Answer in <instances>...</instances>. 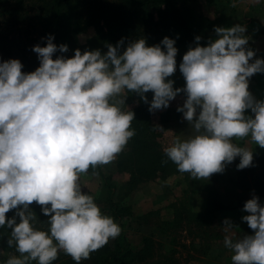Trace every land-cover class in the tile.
<instances>
[{"label": "clouds", "instance_id": "1", "mask_svg": "<svg viewBox=\"0 0 264 264\" xmlns=\"http://www.w3.org/2000/svg\"><path fill=\"white\" fill-rule=\"evenodd\" d=\"M245 32L240 24L215 27L217 38L207 46L197 36L179 65L186 84L175 89L167 78L176 71L178 49L168 37L154 46L140 38L123 52L121 40L106 53L76 49L71 58L53 59L68 47L49 35L46 46L32 49L40 61L35 71L22 72L18 59L0 62V227L11 229L8 245L19 253L6 264H53L60 251L81 264L121 234L114 218L82 191L80 178L112 162L135 135L134 112L122 108L126 92L145 103V93H154L150 112L185 94L177 111L194 134L165 147L162 163L170 160L196 180L222 173L237 157L238 170L252 166L253 151L232 142L250 137L264 148V100L249 91V78L264 73V59L250 63L255 52L246 48ZM248 109L254 118L245 115ZM33 202L49 217L47 231L34 227ZM243 211L253 234L235 242L225 235L231 264H264V206L253 194ZM223 223L225 232L233 229L230 220Z\"/></svg>", "mask_w": 264, "mask_h": 264}, {"label": "trees", "instance_id": "2", "mask_svg": "<svg viewBox=\"0 0 264 264\" xmlns=\"http://www.w3.org/2000/svg\"><path fill=\"white\" fill-rule=\"evenodd\" d=\"M177 2L178 0H0V62L18 59L23 65L22 72L35 71L40 61L32 49L36 45L46 46L49 35L54 37L53 43L58 47L61 44L68 47L65 53L59 50L54 53L53 59L61 55L71 58L76 49H80L82 53L85 50L106 53L107 45L115 46L121 40V52L130 42L140 38H144L148 46H154L168 37L175 41L176 46L192 36L189 23L180 15ZM77 37L82 39L77 40ZM161 47L163 49L164 46ZM124 95L127 96L122 108L134 112L131 128L135 130V135L110 163L116 171L127 173V177L121 181L122 187L128 190L123 191V194L130 193L133 196L141 184L169 180L171 174L175 177V173L179 171L170 160L162 163L167 160L163 149L168 145L162 144L161 137L164 134L151 119L149 107L154 93H145L148 103L137 93L126 92ZM167 113V109L158 112L160 123L168 119ZM239 162L240 158L237 157L231 164H227L234 170L233 176L227 179L250 190L264 206V148L253 153L252 166L238 170ZM110 163L106 165L110 166ZM107 170L98 166L90 168L88 173L99 176V191L104 193L105 208L120 225L121 234L91 253L90 259L81 261V264H146L148 260L149 264H180L172 248L154 258V244L157 240L150 233L139 235L137 244L131 243L126 237L125 226L142 222L154 225L160 234H170L179 226L200 228L213 224L212 220L219 217L218 210L226 207L215 187L221 173L200 180L193 179L189 173H182L180 195L169 196L165 204L170 210L169 217H162L158 207L148 206L143 211L134 213L128 201L123 203L121 196H115L116 184L109 179V169ZM171 188L173 187L169 189ZM29 207L36 215L34 227L47 231L50 227L47 223L49 217L42 213L41 206L33 202ZM14 215L15 210L7 213L6 217L12 218ZM10 232L11 229L7 226L0 227V264H6L13 255L19 256L15 246L8 245ZM252 234L253 230L246 223L242 236ZM173 240L174 237L170 236V241ZM31 264L37 262L33 261ZM53 264L76 262L60 251Z\"/></svg>", "mask_w": 264, "mask_h": 264}, {"label": "rangeland", "instance_id": "3", "mask_svg": "<svg viewBox=\"0 0 264 264\" xmlns=\"http://www.w3.org/2000/svg\"><path fill=\"white\" fill-rule=\"evenodd\" d=\"M180 3L181 0H178V9ZM189 26L191 32L193 30L197 32L201 31L202 33L207 32V27L204 25L193 26L189 23ZM76 39L81 40L82 38L77 37ZM31 43L34 42L32 41ZM178 76L179 70L176 65L175 73L167 79ZM182 100L181 95L178 94L174 100L170 101L169 107L166 108L168 112L166 117H168V119L165 122H159L158 112L160 110L151 112V119L154 121L155 125H157L158 129L164 134V136L161 137V142L164 146L166 144L168 146L172 144V139L174 138L178 127L181 128L182 126H190L189 123L184 120L183 113L177 111V107H182L183 105H179V102L182 103ZM238 147L247 148L253 151V153L261 149V147L251 141L250 137L240 141ZM100 166L105 171H108L107 169H109V179L116 184V188H114L115 196H121L123 203L128 201L134 213L141 212L148 208V206L152 208L158 207L162 217H169L170 210L167 209L165 204L167 202V198H170L169 196H172L173 194H177L178 196L180 195V187L182 186V183H179L180 178L183 177L182 173H175V177L174 174H171V179H165L159 183L148 182L143 185L141 184L137 191L135 190L136 193H132V196L130 193L127 195L123 194V191H128L121 185V181L127 177L126 172L116 171L112 168L111 163L110 166ZM233 171L234 170L232 168L226 165L225 170L221 173L220 179L215 182V187L219 193L221 201L226 205V207L218 210L217 215L219 217L212 220L213 224L200 228H196L195 226H179L170 232V234H160L154 225L142 222H133L132 224H127L125 226L127 239L131 243L137 244L139 235L143 233H150L152 237L157 240L154 244V258L159 257L161 253L163 254L167 252L168 248H172L175 250L174 256L180 264H231V256L233 253L230 249L224 246V237L225 235H229L232 237L234 242L237 239L243 238L242 233L247 222L243 221L242 217L249 215V213L243 211V208L246 201L251 199L253 196L250 190L244 189L239 186L238 183H233V181L227 179V177L233 176ZM99 181V176L94 173L82 174L80 178L82 191L92 195L95 202L100 207L101 212L110 216L109 211L105 208L106 205L103 200L104 193L103 191H99L101 187L98 185ZM168 186L173 188L169 189L170 187ZM131 196L134 199H132ZM226 219L230 220L233 225V229L229 232H225L224 230L223 222ZM114 221L117 223L116 220ZM170 236L174 237L173 241H170ZM149 263L150 260L146 262V264Z\"/></svg>", "mask_w": 264, "mask_h": 264}, {"label": "crops", "instance_id": "4", "mask_svg": "<svg viewBox=\"0 0 264 264\" xmlns=\"http://www.w3.org/2000/svg\"><path fill=\"white\" fill-rule=\"evenodd\" d=\"M235 5V6H233ZM180 14L187 22L195 25L207 27V32L202 33L192 31L189 39L181 41L176 48L178 49L176 60L177 69L182 62L184 54L190 49L197 46L196 37H201L198 42L200 46H207L209 40H215V27H232L240 24L246 27L244 35L248 38L246 48L255 52V59H264V0H181L179 5ZM174 88H183L186 81L179 70L178 77H172ZM249 91L256 100H264V73H256L249 78ZM181 95L182 105L186 99L183 92ZM245 115L254 114L250 109L245 111ZM185 127V126H182ZM179 128L175 132L172 142L177 138L188 139L194 134L191 126ZM248 138V137H246ZM233 138V143L238 146L240 141L246 139Z\"/></svg>", "mask_w": 264, "mask_h": 264}]
</instances>
